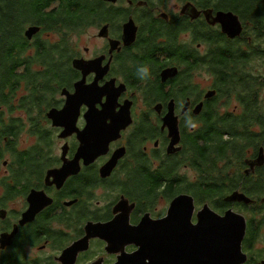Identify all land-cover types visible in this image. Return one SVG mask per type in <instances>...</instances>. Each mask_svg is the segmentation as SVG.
<instances>
[{"label":"flooded vegetation","instance_id":"1","mask_svg":"<svg viewBox=\"0 0 264 264\" xmlns=\"http://www.w3.org/2000/svg\"><path fill=\"white\" fill-rule=\"evenodd\" d=\"M87 1V8L81 6L73 19L66 84L58 85L57 76L52 90L45 86L35 91L36 86L44 87L43 76L50 70L45 60L37 59L44 45L51 49L58 71V41L41 39L44 33L50 39L58 32L28 22L19 34L26 45L21 60L32 62L18 67L15 77L29 71L36 80L16 84L14 78L10 92L7 88L0 95V264H117L134 255L137 246L109 245L91 237L90 227L104 225L107 239L114 240L126 224L133 228L144 221L160 222L176 197L190 195L174 196L172 162H178L180 178L194 182L181 174L191 170L189 160L180 162L189 158L186 142L203 128L200 120L206 109L216 113L228 105L220 93L228 83L222 53L231 50L237 59L242 50L252 58L254 23L222 9L217 0ZM54 4L46 12L58 11V0ZM219 12L238 17L239 35L231 38L223 32L215 21ZM32 28L37 31L29 38L26 32ZM141 67L147 68L143 79ZM77 87L87 89L86 101L80 105L74 132L62 137L65 127L54 126L48 114L62 110ZM230 100L236 102L231 113H243L237 92ZM102 104L110 105L104 110ZM92 106L98 113L107 111L99 135L103 149L95 148L93 129L85 133ZM170 115L179 133L174 147ZM127 121L125 129L112 130ZM257 157L246 158L245 175L255 173L258 166L246 174L251 169L246 161ZM58 176H64L61 184ZM192 197L194 223L205 205L221 215L230 209L219 212ZM237 204L243 203L232 204L234 211ZM250 217H245L247 232ZM112 223L118 224L113 228ZM245 245L244 239L248 264L256 254Z\"/></svg>","mask_w":264,"mask_h":264},{"label":"trees","instance_id":"2","mask_svg":"<svg viewBox=\"0 0 264 264\" xmlns=\"http://www.w3.org/2000/svg\"><path fill=\"white\" fill-rule=\"evenodd\" d=\"M57 0H0V95H4L12 84L21 80L35 81V77L27 72L26 75L15 77L18 67L32 61H22L21 55L26 45L20 37L24 25L28 22L41 23L46 30L58 32V71H55L53 60L50 58L51 49L44 45V54L37 59L45 60L50 70L43 76L45 84L35 91L51 89V83L58 76V85L66 84L69 73L67 64L71 55V35L74 31L73 19L75 12L82 6L84 11L88 6L87 0H58V11L46 9ZM222 9H230L241 14L254 23L255 41L264 38V0H217ZM55 5V4H54ZM53 5V6H54ZM46 12V14H44ZM58 21V22H57ZM19 48V49H17ZM258 48V47H256ZM18 50V51H17ZM264 57V51L253 50ZM223 51L222 73L225 84L220 93L227 104L230 94L237 92L243 103V113L214 112L206 109L202 119L203 128L196 136L188 139L189 158L183 163H190L191 169L197 173V180L186 182L185 178L177 175L178 162H172V182L175 195L187 192L201 202H209L219 212L232 204L225 202V197L239 190L252 199L250 206L237 204L235 209L251 215L249 218L248 236L245 238L246 249L255 255V243L259 231L264 229V165L258 167L254 174H244L245 160L248 156L257 157L260 149L264 148V81L258 74L250 77L245 67L252 60L250 54L239 50L234 58L232 51ZM255 57V54H252ZM55 71V72H54ZM237 72V75L234 76ZM14 86V85H13ZM11 86V87H13ZM6 90V91H5ZM10 92V89H9ZM159 185V184H158ZM157 185V186H158ZM248 264H260L258 255Z\"/></svg>","mask_w":264,"mask_h":264},{"label":"water","instance_id":"3","mask_svg":"<svg viewBox=\"0 0 264 264\" xmlns=\"http://www.w3.org/2000/svg\"><path fill=\"white\" fill-rule=\"evenodd\" d=\"M215 21L222 25L223 32L231 38L241 33L242 25L238 17L231 12H219ZM35 31L37 30L29 29L26 35L31 38ZM86 96L87 89L78 88L76 95H67L66 105L62 110H52L48 114L54 126L65 127L62 137L74 132L79 108L82 101H86ZM77 98L81 99V102L78 103ZM109 105L102 104L104 110ZM90 111L89 114H86L85 133L93 129L96 134L94 142L97 146L95 145V148L103 149L104 138H100L101 128H103L101 118L107 111L98 113V111H93V106ZM168 122L170 135L175 136L172 142L174 147L179 142L177 124L171 115ZM129 124L130 121L117 124V128L112 130L120 131ZM82 140L87 143V139L82 138ZM87 147L92 149V145ZM246 162L251 167L246 171L248 175L251 172L254 173L255 166L262 167L264 165V148L260 149L256 160ZM63 177L58 176V183H62ZM251 201L239 190L225 197V202L229 204L249 205ZM194 212V198L190 195H180L172 201L168 215L160 222L144 221L133 228L126 224L114 240L107 239V229L104 225H94L92 228L90 227L91 237L105 239L109 245H113V242L121 243L124 245L123 249L125 245L138 247L134 255L121 258L117 264H246L248 262V256L243 251V242L247 233V220L244 215L232 208L221 215L205 205L198 212L197 222L194 223L191 221ZM117 224L112 223L111 226L113 225L115 228L114 226ZM261 264H264V260Z\"/></svg>","mask_w":264,"mask_h":264},{"label":"rangeland","instance_id":"4","mask_svg":"<svg viewBox=\"0 0 264 264\" xmlns=\"http://www.w3.org/2000/svg\"><path fill=\"white\" fill-rule=\"evenodd\" d=\"M55 6V5H54ZM26 28V27H25ZM46 33H44L41 37V39H45V40H49L50 43H55L58 41V36L57 35H52L50 37V39L48 37L45 36ZM258 47V48H256ZM264 49V38H261V40H257L255 41V47L253 50H259V52H261V50ZM253 53L255 54V57L252 55V60L250 61L249 65H248V70L254 74H258L262 80V78L264 77V57L261 54H256L254 51ZM22 95L21 93L18 94V97ZM225 104V100H223V102ZM236 105L235 100H233L230 104L227 105V107H223L220 109L221 113L224 112H233V107ZM60 148L61 145H59V140H58V154H60ZM181 174L183 176H188V179L190 181H196L197 180V173L194 172L192 169L189 171H181ZM252 200V199H251ZM161 201V200H160ZM204 202H201V204H203ZM252 204V201L250 203V205ZM159 207L162 208L163 206H161V204H159ZM201 207V205H200ZM199 207V208H200ZM236 212L242 213L239 210L235 209ZM243 215H245L246 218H248L250 216V214L248 213H242ZM247 236V234H246ZM255 254L258 255V259L262 260L264 259V229H261L259 231V237L256 241L255 244V248H254Z\"/></svg>","mask_w":264,"mask_h":264},{"label":"clouds","instance_id":"5","mask_svg":"<svg viewBox=\"0 0 264 264\" xmlns=\"http://www.w3.org/2000/svg\"><path fill=\"white\" fill-rule=\"evenodd\" d=\"M138 73H139V75L141 76V78L143 79L144 78V76L146 75V73H147V68H145V67H141V68H139L138 69ZM191 127H196V125L195 124H191Z\"/></svg>","mask_w":264,"mask_h":264}]
</instances>
